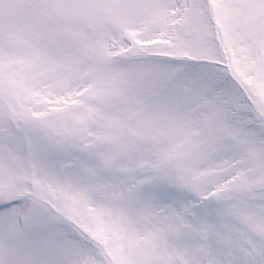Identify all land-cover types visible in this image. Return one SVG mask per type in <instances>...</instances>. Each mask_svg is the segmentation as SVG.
Listing matches in <instances>:
<instances>
[{"label": "snow or ice", "instance_id": "snow-or-ice-1", "mask_svg": "<svg viewBox=\"0 0 264 264\" xmlns=\"http://www.w3.org/2000/svg\"><path fill=\"white\" fill-rule=\"evenodd\" d=\"M0 264H264V0H0Z\"/></svg>", "mask_w": 264, "mask_h": 264}]
</instances>
